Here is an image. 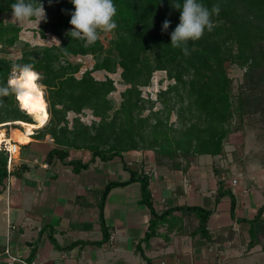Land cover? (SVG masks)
Instances as JSON below:
<instances>
[{"label":"trees","instance_id":"obj_1","mask_svg":"<svg viewBox=\"0 0 264 264\" xmlns=\"http://www.w3.org/2000/svg\"><path fill=\"white\" fill-rule=\"evenodd\" d=\"M12 2L0 0V13L10 11ZM176 2L114 0L117 27L104 48L98 39L88 44L70 36L73 26L69 21L74 11L71 0H42L46 18L41 35L52 33L60 42L25 45L15 60L0 56V83L7 81L16 64H31L39 73L49 117L30 136L40 132L50 135L53 147L46 154L47 162L63 161L69 149H85L90 155L87 162L78 158L68 161L76 171L96 158L106 161L130 150H152L157 164L185 167L197 155L222 153L228 137L241 128L244 116L261 106L264 108V0H202L209 8L218 4L220 12L212 17L215 21L212 31L205 30L198 40L188 42L190 55L170 44V33L179 23L180 10L173 5ZM165 19L170 24L167 30H162ZM18 31L16 25L0 20V46L15 43ZM87 54L95 62L77 77L75 73L81 64L71 61L69 56ZM228 64L244 69L236 93L227 72ZM117 67L121 68V80L128 87L121 92L119 106L114 108L108 96L115 88L113 80L96 79L92 71L115 72ZM158 69L165 70L173 82L159 91L161 107L153 109L154 101L141 97L139 86L147 85L152 72ZM18 105L14 95L0 98V126H7L5 123L10 120L32 122L31 116ZM84 109L99 120L89 125L81 122L78 114ZM145 109L149 111L142 115ZM174 111L181 124L176 128L168 122ZM68 112L77 114L73 116V127L68 126ZM11 126L16 128L20 124ZM0 174H6L2 151ZM136 178L141 185L140 202L148 207L150 215L144 234L147 241L156 234L170 210L159 213L154 209L146 176L138 177L131 171L129 180L108 183L100 195L99 218L106 232L103 204L109 188ZM196 210L200 215L198 229L208 238L204 226L209 212ZM140 253L144 257L142 250Z\"/></svg>","mask_w":264,"mask_h":264},{"label":"crops","instance_id":"obj_2","mask_svg":"<svg viewBox=\"0 0 264 264\" xmlns=\"http://www.w3.org/2000/svg\"><path fill=\"white\" fill-rule=\"evenodd\" d=\"M16 130L27 135L22 125H9L4 133L19 149L10 170L0 174V264H7L9 255L18 259L14 264H264L259 133L230 135L222 153L197 155L185 167L157 164L152 150H130L75 171L68 161L87 162V150L69 149L63 161L47 162L50 135L28 134L20 141L12 136ZM131 171L147 177L154 209L170 210L147 241L150 215L140 202L139 178L109 188L106 232L99 218L104 187L129 180ZM189 208L209 212L208 238L198 229L199 213Z\"/></svg>","mask_w":264,"mask_h":264},{"label":"clouds","instance_id":"obj_3","mask_svg":"<svg viewBox=\"0 0 264 264\" xmlns=\"http://www.w3.org/2000/svg\"><path fill=\"white\" fill-rule=\"evenodd\" d=\"M71 3L74 5L69 21L73 26L69 30L72 38L92 44L101 32H110L117 27L114 0H71ZM173 5L180 10V16L178 25L170 33V44L180 48L184 55H190L188 42L198 40L205 30H213L215 21L212 17L219 15L220 7L214 4L209 8L202 0H177ZM10 7L17 20L35 17L40 21L46 18L42 0H14ZM169 24L170 21L165 19L162 30H167ZM41 92L39 73L27 63L14 65L13 74L6 82L0 83V98L14 95L23 108L41 105Z\"/></svg>","mask_w":264,"mask_h":264},{"label":"rangeland","instance_id":"obj_4","mask_svg":"<svg viewBox=\"0 0 264 264\" xmlns=\"http://www.w3.org/2000/svg\"><path fill=\"white\" fill-rule=\"evenodd\" d=\"M0 20L3 24H13L16 25V27L19 28L18 31V38L15 41V43L11 45H5L0 46V56L15 60L21 55V49L25 45H35V44H45V45H56L60 42V38H58L56 35L52 33H45L44 36L41 35V28H42V20H38L37 18H28L25 20H17L16 17L12 16V9L10 11H5L3 13H0ZM113 32H101L99 34L98 40L104 45V48L108 47L109 41L111 38H113ZM69 59L71 61H77L79 62L80 68L75 73V75L78 77L81 75L82 71L85 69H90L94 62L95 58L90 55H83V56H76V55H70ZM244 69H240L237 66L233 64L227 65V72L229 77L232 79V90L233 93H236L238 91V86L240 82L242 81V72ZM120 71L121 68L117 67L115 72H107L105 70H94L92 71V75L96 79H105L106 77H111L114 84V90L109 93V97L113 101V107L117 108L119 106V103L122 99L121 92L128 87V84H125L122 82L120 77ZM11 74H13V66ZM173 80L169 79L167 76V73L165 70H154L151 74L149 83L144 86H139L140 89V95L144 99H151L154 101L153 109H159L161 107V102L158 100V93L160 90H164L169 83H172ZM44 86H43V92H44ZM14 100L17 99L14 96ZM19 107V105H18ZM145 107H148V104H145ZM20 108V107H19ZM148 109H145L142 112V115H146L148 113ZM26 113V112H25ZM77 115L73 112H68V126L73 127V116ZM79 120L87 125H89L93 120H99L98 116H94L89 109H84L80 114H78ZM31 119L33 121V118L31 116ZM168 122H171L173 127H180V122H178L177 115L174 112H171ZM0 130H2L5 133L6 131H9V125L7 126H0ZM256 132L259 133L262 140H264V108L257 109L254 113L251 112L244 116L241 128H239L233 135H238V137H244L248 134V132ZM235 137V136H234Z\"/></svg>","mask_w":264,"mask_h":264},{"label":"bare ground","instance_id":"obj_5","mask_svg":"<svg viewBox=\"0 0 264 264\" xmlns=\"http://www.w3.org/2000/svg\"><path fill=\"white\" fill-rule=\"evenodd\" d=\"M42 87V104L39 106H33V107H28V108H23L20 106L19 102V107L21 109H24L30 116H32L33 121L32 122H25V121H19V120H15V121H8L5 124L8 125H12V124H20L24 127V129L26 130L27 135H20L19 132L16 130L14 131V134L12 135L13 138H18V140L20 141H26L29 138L28 134H32L33 133V129L34 128H39L41 126H43L46 121L48 120V112H47V103L45 101L44 95H43V85L41 84ZM2 125V124H1ZM4 135V132L2 130H0V139L2 138V136Z\"/></svg>","mask_w":264,"mask_h":264},{"label":"built area","instance_id":"obj_6","mask_svg":"<svg viewBox=\"0 0 264 264\" xmlns=\"http://www.w3.org/2000/svg\"><path fill=\"white\" fill-rule=\"evenodd\" d=\"M18 149L19 145L17 140H13L6 135L2 136V138L0 139V151H2L5 155L7 170H10L11 164L13 162V159L15 158ZM232 182L234 183L235 179H232ZM6 252L8 253V250H6ZM9 258L10 260L7 264H14L16 261H18V259L13 256L9 255ZM20 262H22V264H31V262ZM161 264H163V262H161Z\"/></svg>","mask_w":264,"mask_h":264}]
</instances>
